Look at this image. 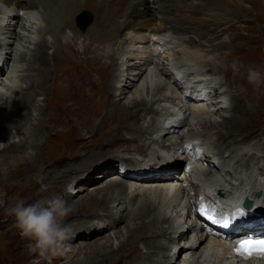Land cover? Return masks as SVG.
I'll return each instance as SVG.
<instances>
[{"label":"bare ground","instance_id":"1","mask_svg":"<svg viewBox=\"0 0 264 264\" xmlns=\"http://www.w3.org/2000/svg\"><path fill=\"white\" fill-rule=\"evenodd\" d=\"M148 1L153 5L146 6ZM144 7L148 17L162 15L158 27L142 13ZM238 9L235 0H0V185L4 165H8L13 168L8 176L26 182L24 192H35L30 202L47 205L63 196L73 207L67 219L74 235L66 244L73 242L77 232L86 241L78 250L67 249L51 259L62 264H244L233 259L226 239L205 230L192 231L189 218L193 198L200 194L210 197L214 191L241 189L249 196L257 182L264 181V145L257 147L260 153L250 148L256 141L241 147L249 138L242 133L227 143L226 151L223 146L215 148L212 139L220 127H244L248 114L253 116L256 110L250 106L257 101L253 89L262 86L264 90V64L252 63L245 80L239 76V64H216L232 53L226 51L229 43H235L228 29L235 28L240 19ZM83 12L93 15L95 22L84 34L77 25V16ZM69 32L73 37L64 41ZM146 32L157 37L155 47ZM167 33L179 36L180 41L185 36L188 42H183L189 47L180 49V44L164 39ZM81 41L92 66L91 77L80 78L86 73L75 67L72 73L61 71L58 66L65 55L60 48H76ZM103 56H112L111 61L107 63ZM214 71L234 74L239 81L235 86L240 84L239 88L230 84L236 100L228 95L233 90H223ZM178 74L193 82L190 95L176 79ZM71 88L77 90V99L74 95L71 100L78 108L70 110L64 107L67 103L61 109L54 106V97ZM199 96L206 100H196ZM99 97L105 99L104 107L98 104ZM12 119L24 121L25 137H19L21 125ZM232 129L226 133L229 138L236 133ZM197 143L208 153L201 160L210 164L216 158L213 163L222 171L199 166L189 177L178 176L174 171L182 165V154L193 152ZM110 147L121 151L118 154L128 160L127 166L123 168V161L116 160L104 164L105 171L98 175L80 173ZM21 156L24 163L17 161L14 167L12 161ZM258 160H263L262 166L255 164ZM190 163H194L192 157ZM112 172L130 182L115 179L101 192L74 200L84 190L78 185L95 184ZM48 175L52 181L48 182ZM259 186L263 188L264 182ZM261 191L259 197L264 201V188ZM238 202L239 196L234 195L221 210H231ZM95 216L99 217L96 225L83 230L87 218ZM126 219V230H115ZM254 223L260 227L251 232L261 231L255 237L263 238L264 213ZM92 228L97 233L112 231L87 244L97 234L90 233ZM178 237L185 239L180 253L175 250ZM21 241L17 239L15 247L18 262L46 264L44 260L33 262L37 254L30 255Z\"/></svg>","mask_w":264,"mask_h":264},{"label":"rangeland","instance_id":"2","mask_svg":"<svg viewBox=\"0 0 264 264\" xmlns=\"http://www.w3.org/2000/svg\"><path fill=\"white\" fill-rule=\"evenodd\" d=\"M235 1H236V3H238V5H240V9H238L239 11L237 13L238 16H240V19L239 20L237 19V22H235V24H234L235 28H229L228 29L229 35L233 37L235 43H229L230 48L226 49L227 53H230V52H232V53L228 54L223 60H220L219 62L217 61L216 64L220 65V67H225V66L231 67L232 64H233V66H236L237 64H239V66H241L239 68V71L241 73L239 76L244 77V80H245L246 75H247L246 72L248 70L252 69V66H251L252 63H254V62H257L258 64L262 63V64H260L261 66H263V64H264V29H263V34H262L261 32L259 33V28H258L259 22L262 24L264 23V0H235ZM170 2L171 1H169V3ZM195 4H198V3L195 2ZM152 5H153L152 1L146 2V6H152ZM21 10L22 9H20V10L18 9V11H20L19 14L23 15L24 12ZM142 13H144L146 16V14L148 13V9L146 7H144ZM84 15H86V14H84V12H83L77 16V19H78L77 25L80 28V30L83 32V34H84V32L87 31L88 28L95 26L94 25V23H95L94 17L92 15L91 23L89 24L88 27L84 28V25L87 23V22H85L84 24L82 23V21L84 20V17H85ZM146 17L149 19L150 24L154 25V27H158L157 23H160L162 21V15L157 16V17L151 16L152 18L148 17V16H146ZM164 23L168 24L169 21H164ZM146 33H147V39L149 41H151L150 43H153V45L155 47V45H156L155 43L157 42V39H156L157 37L153 38L154 37L153 35H150L148 32H146ZM166 35H164L163 38L164 39L168 38V40H173L174 42L177 43V45L180 44V46L182 47L180 49H183V47L185 48L186 46L189 47V45H190L187 42H183L184 40L185 41L188 40V38L183 39V38H186L185 36H183V37L180 36L181 37V41H180V39L178 38L179 36L177 37L176 35H173V34L169 35L168 33ZM45 36H46V34H45ZM72 37H73V33L70 34V32H69L68 36L67 35L65 36L64 41H66L67 39H68V41H70L69 38H72ZM135 42H136V44H140L139 39H137ZM185 44H187V45H185ZM234 44H237L240 46L234 47ZM150 45L151 44H148V46H150ZM74 46L75 45L71 46V48H70L71 50L70 49L67 50V48H65V49L60 48L61 50H64L65 55L63 56V58H61V61L58 63V66L59 65L62 66L61 71H70L71 73L73 71L72 68L75 67L80 72L86 73V74H80V78L87 76V75H89L88 77H91L90 75L93 74V70L91 69L92 66L89 65L90 62H88V55L85 57L84 53L82 51V49L84 48V44H82V41H81V42H78L76 48ZM140 46L143 47V44H141ZM234 49H235V51H234ZM69 50H70V52H69ZM166 51L167 50H165V52ZM226 51L223 50L222 52L226 53ZM248 51H249V53H248ZM172 52H174V51H172ZM90 53H91V51H90ZM99 53H101V52H99ZM175 55L177 57H180L179 54H175ZM73 56L75 57V61H74ZM164 56H166V54H164ZM111 57L103 56L104 61H106L107 63L109 61H111L110 60ZM94 61L97 62L98 59L95 58ZM11 62L12 61H10L9 63L11 64ZM95 62H93V63H95ZM213 73L216 74L215 76H217L219 82H221L223 84V86H222L223 90H227V89H229V91L233 90L230 94L228 92V95H229V97H231V99L233 98V101L236 100V97H233L235 94V89H233L231 87V85L235 88L236 87L239 88L240 84L235 86V84H237V82H239V81L235 79L234 74H232V73L224 74L222 72L218 73L217 71H214ZM256 75H257L256 77H259L261 74H259L257 72ZM218 80H217V82H218ZM261 87L262 86H260V87L258 86L257 89L256 88L253 89V95L256 96L255 100H257V101L253 100L254 103H251V104L249 103V104H250V106H255L254 109H256V110H255L253 116H251V113L248 114V116L246 117L247 121L243 124L244 127H241L240 129L235 130V129L230 128V125H226V126L220 127L219 129H216L215 132L212 133V135H213L212 139H213L215 148L216 147L219 148L220 146H223V148L226 147V151H227L226 145L229 141L231 142L232 139L234 140V138L235 139L237 138V136H235V135H242V133L243 134L248 133L244 136V137H249L247 139L248 141L245 142L244 144H242L241 147H244V146L247 147L249 145L252 146V142L256 141L255 143H253V144H255V146L250 147V148L255 149L256 151L255 150L254 151L257 153H260V152H258V151H260V149H258L257 147H259L260 145H264V90H263V88L261 89ZM76 91L77 90L73 89V88H71L69 91H64V90L61 91L60 94H57V96L54 97V99L57 101V102L56 101L54 102V106H57V108L60 107L59 109H61L63 107L62 104L67 103L66 104L67 106H64V107H68L70 110L75 111L76 108H78V106H75L76 103L74 104L72 102L71 98L74 95H75L74 98L77 97ZM257 91H258V93H257ZM259 91H262V92H259ZM70 92H71V94H70ZM73 93H75V94H73ZM231 94H233V95H231ZM65 100H66V102H65ZM240 100L243 101V99H240ZM98 101H99L98 104L102 105L103 107L105 106V104H104L105 99L104 98L102 100V97H99ZM57 103H59V104H57ZM233 104H234V102H233ZM60 105H62V106H60ZM258 105H260V106H258ZM55 110H56V112L59 111L56 108H55ZM216 114H218V113H216ZM150 117L151 116H149V118ZM44 118L47 119V117L45 115H44ZM13 120L18 121L19 125H21V130L18 132L19 137L20 138L25 137L28 134V132L26 130L27 127H26V124L24 123V121L12 119V121ZM12 121L9 122V125L11 124ZM220 124H221V122H220ZM9 125L7 124V128H6L7 131H5V133L6 132L8 133ZM12 125L16 126L17 122H14V124L12 123ZM209 129L211 130L212 127H209ZM230 129L234 130V132H236V133L232 135L234 137L229 138L226 133H228V131ZM238 132H239V134H238ZM123 133H124V131H123ZM207 133H208V131H207ZM249 134H253V135H249ZM215 135H216V137H215ZM218 136H219V140L216 142V140L218 139ZM133 143L134 142H132V144ZM256 143H257V145H256ZM108 149L109 150H105L103 153L101 152L99 154L100 157L98 158V160L96 161V163L94 165L89 166L90 168L87 167L86 169L82 170V172H80V173L83 174V173L87 172L89 175H98L99 173H102L105 171L104 166H103L104 164H106L108 162L116 161V160L123 161V168H124V166H127L126 163L128 160L127 159H125V161L122 160V157H121L122 155H119L121 152L120 150H118L116 152V150H115L116 148H113V147H110ZM246 158H247V160L250 159L249 156H246ZM17 161L24 163V157L21 156V157H19V159L12 161L14 167L16 166L15 162L17 163ZM258 162L261 163V166H262L263 160H258V161H256L255 164H258ZM206 163L208 164V162H206ZM144 164H146V162L141 163L138 167H144ZM4 166H3L4 167L3 171H2V167H1V171H2L1 176L3 177V181L1 182L2 184L0 185V264H21L17 260L19 251L15 250V247L17 244V239H21L22 245L25 247H26V244L28 242L23 240L20 237L18 230L15 229V227L13 226L14 225V219L12 217H9L6 215L5 208L8 206V204L10 202L15 201V200H23L25 202L31 203L30 201H31V198L33 197L32 194L35 192H32V194H31V191L24 192V189L26 187V182H21V179H15V177H13V178L9 177L8 172H10L13 168L8 167V165H4ZM114 170L115 171L118 170V167H114ZM212 171H213V169H212ZM76 173H73V174H75V176H76ZM43 176H46V175H43ZM55 178H57V177L53 176V179H55ZM115 179L121 180L124 182H126V181L130 182L128 179H124L123 175H119L118 172H112L111 174L109 173V175L105 176L103 179L99 178V180L97 182H95V184L94 183L89 184V185L85 184L84 186L78 185L79 187H77V188H79V189L84 188V190L83 191L79 190L78 192H81V193L75 194L74 200L77 201L78 199H80V197H82L83 195H86V194H88V195L94 194L95 195L97 192H101L109 184V182L114 181ZM47 180H48V182L52 181L49 179V175L47 176ZM130 180L134 181L133 179H130ZM42 188L44 189L45 186H42ZM253 195H255V194H253ZM58 198L63 199V196H59ZM55 199H57V198H55ZM55 199H52V200H55ZM52 200H49V201H52ZM261 200H263L262 197L259 198V201L257 203V210L260 214H263L264 213V201H261ZM98 218H99L98 216H95L94 218H92V217L87 218L86 222L82 224V226L84 224L86 226H84L82 229L83 230L89 229V227H93L94 225H96ZM107 221H112V220L107 219ZM126 222H128V219H126L124 222H121L118 227L116 226L117 228H115V230H118V228L126 230V228H125V226L127 224ZM67 223H69L68 219H67ZM80 227H81V225H80ZM97 230H98L97 228H95V229L92 228L90 233L91 234L97 233L96 232ZM111 231H112V229H108L105 231L101 230L100 233L93 235V237L87 241V244H89V243L92 244L95 241H98L99 239H102L103 237L108 236L109 232H111ZM80 232L84 233V231H82V230ZM77 233L75 234V238H74L73 242H71L70 245L65 250H67V249L78 250V248L81 247V246H79V245H81V243H83V242L86 243V241L84 240L85 238H84L83 234H77ZM15 234H17V236H16L17 239L14 238ZM160 238L164 239V236H160ZM183 240H185V239L182 237H178V239L176 241L175 250L177 253L182 252L184 249V247L181 246L182 243L185 242ZM102 243H104V241L101 242V244ZM117 244L118 243L115 242L113 245V248H115L117 246ZM99 245H100V243H99ZM85 251H86V249H83V252H85ZM82 256H83V254H82ZM41 260L42 259L40 257H38V255H37V257L34 258L33 262L34 261H41ZM45 263L46 264H62V261H58V260L54 261V259H50V260L45 261Z\"/></svg>","mask_w":264,"mask_h":264},{"label":"clouds","instance_id":"3","mask_svg":"<svg viewBox=\"0 0 264 264\" xmlns=\"http://www.w3.org/2000/svg\"><path fill=\"white\" fill-rule=\"evenodd\" d=\"M70 191V188L68 189ZM71 204L57 198L45 205L42 201L15 200L5 208L7 216L14 219V227L27 241L28 253L37 254L42 260H50L63 254L66 242L74 235L67 218L72 214Z\"/></svg>","mask_w":264,"mask_h":264},{"label":"snow or ice","instance_id":"4","mask_svg":"<svg viewBox=\"0 0 264 264\" xmlns=\"http://www.w3.org/2000/svg\"><path fill=\"white\" fill-rule=\"evenodd\" d=\"M208 219H212L213 223H220V221L213 219L211 215L207 216ZM224 227H228V223H224ZM236 253L246 259L252 256L264 257V240H247L241 241L240 245L235 249Z\"/></svg>","mask_w":264,"mask_h":264}]
</instances>
